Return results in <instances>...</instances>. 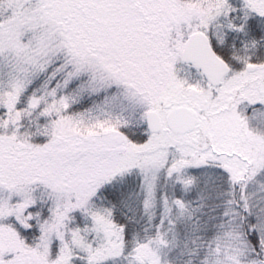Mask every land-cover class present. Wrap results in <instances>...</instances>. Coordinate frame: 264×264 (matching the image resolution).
Returning a JSON list of instances; mask_svg holds the SVG:
<instances>
[{"label":"snow or ice","instance_id":"1","mask_svg":"<svg viewBox=\"0 0 264 264\" xmlns=\"http://www.w3.org/2000/svg\"><path fill=\"white\" fill-rule=\"evenodd\" d=\"M0 264H264V0H0Z\"/></svg>","mask_w":264,"mask_h":264}]
</instances>
